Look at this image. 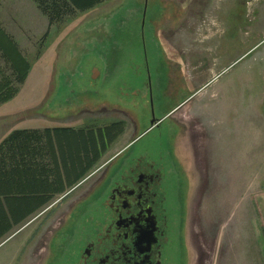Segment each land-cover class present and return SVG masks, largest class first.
Here are the masks:
<instances>
[{
    "label": "rangeland",
    "instance_id": "rangeland-1",
    "mask_svg": "<svg viewBox=\"0 0 264 264\" xmlns=\"http://www.w3.org/2000/svg\"><path fill=\"white\" fill-rule=\"evenodd\" d=\"M104 3L76 22L51 25L34 0H0V26L31 66L20 83L0 51V81L9 79L17 91L0 103V143L16 129L126 122L125 133L61 201L64 212L48 231L53 238L66 232L55 264H72L95 212L89 176L151 126V96L159 126L118 164L150 151L179 178L168 264H223V230L231 228H223V218L251 231L252 195L264 194V0Z\"/></svg>",
    "mask_w": 264,
    "mask_h": 264
},
{
    "label": "trees",
    "instance_id": "trees-1",
    "mask_svg": "<svg viewBox=\"0 0 264 264\" xmlns=\"http://www.w3.org/2000/svg\"><path fill=\"white\" fill-rule=\"evenodd\" d=\"M34 1L52 25L107 0ZM0 51L23 83L31 66L1 26ZM16 93L9 79L0 81V103ZM125 130L126 122L116 120L98 127L25 128L9 133L0 143V236L11 228V217L17 220L79 184Z\"/></svg>",
    "mask_w": 264,
    "mask_h": 264
},
{
    "label": "flooded vegetation",
    "instance_id": "flooded-vegetation-1",
    "mask_svg": "<svg viewBox=\"0 0 264 264\" xmlns=\"http://www.w3.org/2000/svg\"><path fill=\"white\" fill-rule=\"evenodd\" d=\"M150 101L151 126L142 134L159 126L152 96ZM128 148L89 176L95 212L71 252L72 264L169 263L171 196L179 178L171 177L164 164L149 156L150 151L133 158L127 154L118 164Z\"/></svg>",
    "mask_w": 264,
    "mask_h": 264
},
{
    "label": "crops",
    "instance_id": "crops-1",
    "mask_svg": "<svg viewBox=\"0 0 264 264\" xmlns=\"http://www.w3.org/2000/svg\"><path fill=\"white\" fill-rule=\"evenodd\" d=\"M103 5L105 3L99 4L90 10L78 12L68 21L74 20L79 15L93 12ZM143 16L145 19L147 18L146 11L143 12ZM145 19L141 22L142 28L147 24ZM103 165L105 163L97 169ZM76 186L65 193L56 195L55 200L62 196L56 202H53V199L37 210L34 208L33 212L27 213L17 220L11 217V228L0 236V264H36L39 261L40 264H55L57 262L58 257L63 253L60 248L61 238L66 235V232L62 236V234H58L60 229L53 238L48 231L51 223L64 212L63 202L61 201L70 195ZM251 199H253L251 204L255 216L251 231L248 230L245 233L240 222L237 220L232 222L230 218L228 220L223 218V228L231 224L228 231L223 230V264H264V194L253 193ZM58 203L60 205L53 209ZM5 208L9 214L8 208ZM57 239L59 240L57 241Z\"/></svg>",
    "mask_w": 264,
    "mask_h": 264
},
{
    "label": "water",
    "instance_id": "water-1",
    "mask_svg": "<svg viewBox=\"0 0 264 264\" xmlns=\"http://www.w3.org/2000/svg\"><path fill=\"white\" fill-rule=\"evenodd\" d=\"M100 75H101V70L98 67H95L92 71V78L96 80L100 77ZM182 105L183 104H181L176 110H178ZM176 110H174L173 112H175Z\"/></svg>",
    "mask_w": 264,
    "mask_h": 264
}]
</instances>
